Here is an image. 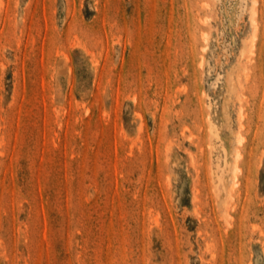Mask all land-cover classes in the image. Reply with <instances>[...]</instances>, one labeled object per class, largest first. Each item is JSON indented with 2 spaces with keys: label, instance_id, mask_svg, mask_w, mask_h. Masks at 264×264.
Returning a JSON list of instances; mask_svg holds the SVG:
<instances>
[{
  "label": "rangeland",
  "instance_id": "1",
  "mask_svg": "<svg viewBox=\"0 0 264 264\" xmlns=\"http://www.w3.org/2000/svg\"><path fill=\"white\" fill-rule=\"evenodd\" d=\"M0 264H264V0H0Z\"/></svg>",
  "mask_w": 264,
  "mask_h": 264
},
{
  "label": "bare ground",
  "instance_id": "2",
  "mask_svg": "<svg viewBox=\"0 0 264 264\" xmlns=\"http://www.w3.org/2000/svg\"><path fill=\"white\" fill-rule=\"evenodd\" d=\"M239 49H240V48H239ZM232 73H233V72H232ZM235 73H236V71H235ZM229 75H230V74H229ZM235 75H237V74H235ZM233 77L235 78V77H237V76H233ZM229 80H230V79H229ZM234 80H235V79H234ZM236 80H237V79H236ZM234 82H235V81H234ZM230 83H231V82H230ZM235 83H236V82H235ZM236 88H237V87H236ZM235 92H236V91H235ZM236 94H238V93H236ZM236 94H235V95H236ZM228 95H229V94H228ZM230 96H231V95H230ZM210 124H211V123H210ZM213 126H214V125H213ZM213 126H212V129H214ZM209 128H210V127H209ZM218 128H219V127H218ZM218 128H217V129H218ZM214 132L216 133V131H214ZM212 135H214V134H212ZM215 137L217 138V136H214L213 138L215 139ZM240 142H241V141H239L238 143H240ZM225 147H226V146H225ZM226 149H227V148H226ZM226 149H224V150H226ZM237 150H238V149H237ZM221 152H222V151H221ZM234 152H235V151H234ZM239 152H240V151H238V153H239ZM226 153H227V151H226ZM238 153L235 154L236 156L234 155V156H235V159L238 157V155H239ZM230 154H231V153H230ZM230 154H228V155H230ZM228 157H229V156H228ZM238 158H239V157H238ZM230 159H231V158H230ZM229 161H231V160H229ZM231 162H232V161H231ZM234 162H236V160H235ZM231 164H232V163H230V165H231ZM234 165H235V164H234ZM238 166H239V165H238ZM223 167H224V166H223ZM229 168H230V167H229ZM231 168H232V167H231ZM236 170H237V167H236V165H235V166L233 167L232 173H235ZM238 170H239V169H238ZM239 172H240V171H238V173H239ZM236 173H237V172H236ZM219 176H220V175H219ZM237 176H239V175L237 174ZM229 177H230V176H229ZM236 178H237V177H236ZM230 182H233V181H230ZM235 182H236V181H235ZM232 184H233V183H232ZM232 184L230 185V187L232 186ZM233 185H234V184H233ZM237 185H238V184H237ZM228 188H229V187H228ZM223 189H224V188H223ZM229 189H230V188H229ZM229 192H230V190H229ZM231 192H232V191H231ZM224 193H225V192H224ZM230 196H231V194H230ZM223 203H224V202H223ZM223 203H222V204H223Z\"/></svg>",
  "mask_w": 264,
  "mask_h": 264
}]
</instances>
